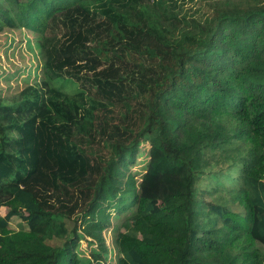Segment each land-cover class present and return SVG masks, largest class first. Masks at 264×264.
I'll return each mask as SVG.
<instances>
[{
    "label": "trees",
    "instance_id": "16d2710c",
    "mask_svg": "<svg viewBox=\"0 0 264 264\" xmlns=\"http://www.w3.org/2000/svg\"><path fill=\"white\" fill-rule=\"evenodd\" d=\"M206 7L0 0L41 74L0 96V264H102L112 213L115 264H263L264 0Z\"/></svg>",
    "mask_w": 264,
    "mask_h": 264
},
{
    "label": "rangeland",
    "instance_id": "374dc122",
    "mask_svg": "<svg viewBox=\"0 0 264 264\" xmlns=\"http://www.w3.org/2000/svg\"><path fill=\"white\" fill-rule=\"evenodd\" d=\"M209 0H172L181 10L182 14L188 18L197 17L207 11L206 4ZM37 38L36 35L26 29L9 30L3 28L0 31V96L8 99L15 93L24 88L27 84H33L41 78L40 66L37 54ZM54 83V82H53ZM62 91L73 93L75 91V84L70 81L58 80L54 83ZM148 144H141L139 153L136 156L135 162L129 166L125 175L133 174L139 180L141 174L144 172L145 164L148 159L147 156ZM264 180V174H263ZM6 209L3 208L0 214L3 216ZM121 220L120 215L111 214V224L107 226L102 233L105 244L108 250L107 258L102 264H115L116 252L112 247V227ZM68 227H72V222L67 223ZM9 228L13 231L25 229L24 223L18 218H12L9 223ZM90 238H81L77 250L81 251V255H87L90 249L88 241ZM94 247V245L92 246ZM259 252L263 256L264 264V247L257 246Z\"/></svg>",
    "mask_w": 264,
    "mask_h": 264
}]
</instances>
